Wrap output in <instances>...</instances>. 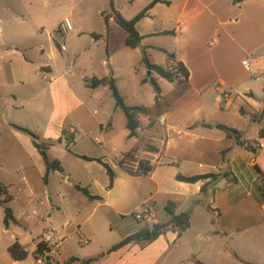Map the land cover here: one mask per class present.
<instances>
[{"label": "crops", "instance_id": "obj_1", "mask_svg": "<svg viewBox=\"0 0 264 264\" xmlns=\"http://www.w3.org/2000/svg\"><path fill=\"white\" fill-rule=\"evenodd\" d=\"M17 1L0 0V117L7 119L6 134L18 140L19 148L30 150L29 155L26 154L29 160L30 156L41 157L30 138L12 125L26 128L40 141L48 143L46 154L50 149L57 150L59 147L54 146L53 141L61 139L67 153L86 174L89 184L84 187L91 196L97 197L88 200L79 192L86 203L72 218H80L90 207L91 213L96 208H100L101 213L100 222L89 225L88 216L72 229L65 210L61 213L62 223L30 225L31 215L38 213L31 201L32 193H25L23 210L17 209V212L14 210L16 195L8 193L17 224L5 228L3 214L0 217V264H36L37 244L42 243L46 233L50 234L56 249L45 264H80L90 258H97L90 264H151L163 254V264H195V261L264 264V196L257 187L259 175L264 178V133L259 135L260 131L264 132V114L258 121L250 120V115L257 114L264 106V82L242 68L245 56L264 55V0H158L153 4V0H112L114 9L125 20L148 8L136 22L135 29L150 62L169 65L167 52L188 72L185 84L168 82L147 71L140 61L143 71L137 82L139 92L131 98L133 104L125 102L112 75L110 66L114 65V56L127 48L123 44L126 33L111 18L105 28L101 12L106 9V0H66L67 3L56 0V8L51 6L50 12L47 10L49 14L33 19L34 29L21 33L14 28L18 22L11 8ZM43 1L47 6L54 2ZM76 9L77 18L73 23L70 17ZM59 12L71 25L63 52L53 38L62 21L57 18ZM90 14L96 28L79 26V22L91 19ZM43 21L49 22L47 28ZM98 22L102 23L101 27ZM99 46L103 50L101 66L109 68L103 76L94 74L95 62L90 58V53L99 51ZM131 50L137 51L141 59L138 48ZM84 56L87 57L85 62ZM78 71H81L79 81H70L67 76L75 72L78 75ZM110 72L126 105L142 106L150 111L146 116H138L135 137H128L125 117L124 123L119 116L116 119L118 108L109 89L106 86L89 88L85 84L86 79L103 78ZM148 77L158 85L157 100ZM108 94L112 105L107 103ZM117 120L121 140L128 143L123 152L114 150ZM141 120L147 122L145 130H141L144 128ZM87 121L92 123V128L85 126ZM215 125L237 130L240 140L256 141L257 151L254 153L245 145L237 144ZM62 130L73 135L70 145L77 142L76 135L86 134V131L96 133L95 141L102 147H115V156L107 163L103 155L76 154L66 147ZM103 132L110 136L108 140H104ZM146 139L157 145L158 150H144L141 144ZM136 145H139L133 158L136 160L130 166L119 161ZM82 156L100 159L111 168L114 178L110 188L103 167L96 161L81 159ZM60 159L48 158L56 160L59 167ZM139 161L151 166V170L139 172ZM50 172L44 182L43 163L39 175L42 173L45 185ZM223 172L235 177L236 183L228 184L225 178L218 177L206 186L204 193L200 192V187L208 180L185 183L175 178ZM15 174L26 181L22 171ZM60 174L69 179L72 175L58 170ZM48 199L52 204V197L48 195ZM55 199L56 205H63L61 193H56ZM168 204H172L176 215L189 212V226L179 236L167 231L142 248L131 242L107 252L147 224L135 220L133 212L142 206L150 207L155 224L168 219L164 210ZM206 205L218 211L214 222ZM157 208L162 209L163 217L157 218ZM54 210L60 211L57 206ZM50 218L47 214V219ZM86 224L89 229L84 228ZM15 241L27 256V250L33 248V261H27V257L16 261L10 256L7 248ZM147 248H152L151 252L145 253ZM69 259L75 261L68 263Z\"/></svg>", "mask_w": 264, "mask_h": 264}, {"label": "rangeland", "instance_id": "obj_2", "mask_svg": "<svg viewBox=\"0 0 264 264\" xmlns=\"http://www.w3.org/2000/svg\"><path fill=\"white\" fill-rule=\"evenodd\" d=\"M54 2L51 4V1H48L49 5L47 6L43 0H31L28 2H23L22 0L17 1L16 3L12 5V13L17 17L16 21L18 24L14 25V28L18 30L20 33L25 32L28 29H34L35 26L32 27L33 19H36L37 17H44L45 14H49L51 10V6L56 8V0H53ZM66 1V0H65ZM67 3V1H66ZM47 10L49 12H47ZM56 10V9H54ZM77 12L78 9L75 10L74 16L70 17V21L74 23L75 19L77 18ZM91 15V14H90ZM66 16V15H64ZM67 17V16H66ZM87 22H79V26L82 28H96V21L92 18ZM59 20H63L62 14L59 12L58 17ZM57 19V20H58ZM44 27L47 28L49 26L48 21H43ZM102 23L98 22V27H101ZM89 26V27H88ZM5 32V31H4ZM69 39V34L67 36ZM68 39L66 43H68ZM90 58L95 62L94 65V74L96 76H103L107 71H109V68L107 66H101L100 60L103 55V50L99 46V51L94 50V52L90 53ZM87 61V57H83V62ZM140 56L137 51H133L128 48H124L123 53H118L114 56V65L110 66L112 71L113 77L116 79V86L121 94V96L124 98L125 102L127 104H133L132 103V96L134 93L139 92V83L138 79L140 77V73L143 71L142 67L140 66ZM81 71H78V75L76 72L74 74H70L68 79L70 81L77 82L79 81V75ZM148 72L146 71V74ZM150 86V85H148ZM107 103L108 105L113 104L112 98L107 96ZM262 103H260L261 105ZM117 116H119L121 123H124V116L122 112L117 109L116 110V119ZM6 118L1 116L0 117V183H4L5 187L8 190V193L15 194L16 195V201L14 204V210L17 212V209L23 210L24 204H25V193H32L33 197L31 201H33V205L36 208V211H38L37 215H31V220L28 221V224L33 225L36 223L38 226H44L48 222H56V223H62L64 218L61 216L62 210L66 211V218H69V221L71 222V229L75 227V223H80L88 216L89 219L87 220V224L91 225L92 223L100 222L99 217L101 213L100 208H96L93 213L91 207L85 211L80 218L73 219L72 217L74 214H76L77 210L83 209L84 206L82 204L86 203V199L79 194L76 190L73 189V185H80V186H87L89 182L86 181V174L83 170L80 169V167L77 164V160L69 155L67 151L65 150V146L63 141L62 145H58V140L56 139L53 141L54 146H58L59 148L56 149H50V151L47 152L48 158H61L60 164H61V170L62 172H70L71 177L65 178L64 174L58 175V170H52L50 172V177L48 180V184L45 185L42 181V173L39 175L40 168L43 169V162L41 158H39L38 155H35L34 157L30 156V160L27 158L26 154L29 155V149H23L19 148L17 146L18 140L8 137L6 134ZM142 125L144 126L143 129L145 130L147 122L142 121ZM90 125L89 127H87ZM85 126L87 128H92V123L86 122ZM68 126L65 125V129H67ZM88 134L87 137H84L82 134L80 136H75V140L77 141L75 145H69V149L80 155L85 156H105L106 162H111L113 159V156H115V152L113 151V148L111 145H104L103 147L100 146L96 141L95 137L96 133L89 134L88 131H86ZM104 140H108V134L106 132L102 133ZM115 138L117 141V146L114 150L116 152L118 151H126L128 148V143H126L125 140H121L123 136L121 135V131H118V120L116 121V130H115ZM27 139V136H24ZM90 139V140H89ZM29 142V140H27ZM103 142V141H102ZM48 144V143H47ZM49 146V145H48ZM29 150V151H28ZM143 157V156H141ZM136 159H127L123 157L120 158L119 161L126 162L128 164L127 166H130L129 164L135 161ZM22 171L24 173V176L26 178V181H22L19 179V175H16V172ZM79 178V179H78ZM56 193H61L64 196L63 205L66 206V209H64L63 205H56V199L55 195ZM48 195L52 197V204H50V200L48 199ZM30 201V202H31ZM79 201V202H78ZM77 203V204H76ZM8 206L11 208L10 203H8ZM57 206L60 210L59 212H56L54 210V207ZM52 207V208H51ZM50 208V209H49ZM49 209V210H48ZM205 213V212H204ZM3 214L2 206H0V217ZM47 214H50L51 218L47 219ZM90 214V215H89ZM156 216L157 218L163 217V211L161 208L156 209ZM159 221V220H157ZM84 226V228H87L88 226ZM153 221L148 222L146 225L150 227L153 225ZM89 229V228H87ZM106 232V230H105ZM39 239V238H38ZM30 242V239L28 240ZM70 243H68L69 245ZM75 245V244H74ZM73 247V244L71 245V248ZM152 248H147L145 250V253L151 252ZM28 256L27 261H33V248L30 247L28 250ZM164 254L161 256V258L155 259L156 261H151V264H163ZM185 264H187L185 262Z\"/></svg>", "mask_w": 264, "mask_h": 264}, {"label": "trees", "instance_id": "obj_3", "mask_svg": "<svg viewBox=\"0 0 264 264\" xmlns=\"http://www.w3.org/2000/svg\"><path fill=\"white\" fill-rule=\"evenodd\" d=\"M242 1V0H241ZM158 2V0H153L152 4ZM106 9L101 12V17L104 23L105 28L107 27V21L109 18H111L125 33L126 36L124 38V46L127 48L135 49L138 48L141 55V63L144 66V68L147 71L155 73L158 77L168 81V82H176V83H183L185 84L187 82L188 78V72L184 65L178 61L175 60L174 55L170 53H166V56L168 60L170 61L169 65L161 66L156 65L150 62L146 52L145 48L140 45L141 37L138 35L135 24L136 22L144 16L145 11L148 9H144L143 11L136 14L133 18L130 20H125L121 17V15L114 9L113 1L112 0H106ZM151 4V5H152ZM150 6V5H149ZM148 6V7H149ZM92 36H95L92 34ZM148 82L152 86V89L155 93V100H157L159 96V88L156 84L155 80L151 77H148ZM85 84L89 88H96L99 86H106L111 94V97L114 100V105L116 108L120 109L125 117V127L128 131V137L132 138L136 136V130L139 128V121L138 116L139 115H148L149 110L142 107V106H128L124 103V100L118 93L115 81L111 75V72L108 74V76L103 78H95L91 77L90 79L85 80ZM241 112V110H240ZM264 114V106L262 107L261 111L257 114L250 115V120H259ZM12 127L25 135H27L33 147L36 149L38 154L40 155L44 166H45V173L43 176V181L45 182L47 180V174L49 171L52 170H59L61 171L59 164L56 160L49 161L47 158L46 150L48 149V144L40 141L38 137L33 134L30 130L18 126L12 125ZM215 128L223 131L228 137L233 138L235 142L239 145H245L249 150L252 152H256L258 149V145H256V141H245L240 140V133L235 130L228 128L224 125H215ZM264 132L260 131L259 135L261 136ZM62 136L65 137V143L66 147L70 145V143L73 142V135L67 133L66 131L62 130ZM60 141V139L58 140ZM142 148L144 150L149 151H157L158 146L154 145L151 141L146 139L143 144H141ZM255 145V147H254ZM139 149V145H136L131 151L126 153L124 155L127 159H133L135 156V151ZM224 154V152H222ZM83 160L87 161H96L98 162L104 169L107 177H108V188L112 185V180L114 178V173L112 172L111 168L106 164L100 161V159H92L88 157H80ZM138 170L141 173H148L151 170V166L146 165L142 161L138 162ZM218 177H223L226 179L228 184H234L236 183V178L233 177L229 172H223L221 174H205V175H197V176H191V177H184L177 175L175 178L178 181H182L185 183H196L198 181L208 180L207 183H204L200 187V192L204 193L205 188L207 185L213 183ZM260 183L258 182L257 187L261 191L262 195L264 196V178L262 175H259ZM73 188L80 192L83 196H85L88 200L96 199L97 197L91 196L87 189L85 187H81L79 185H73ZM11 200V196L7 192V188L0 183V206H2L3 210V226L7 228L9 224H17V221L13 217L12 211L10 207L8 206V203ZM207 211L212 215V221L214 222L218 216V211L211 209L208 205L205 206ZM164 210L168 216V219L166 221L162 222H156L155 224L148 227L146 224L142 227L141 230L138 232L131 234L121 241H119L117 244L111 246L107 252H112L128 243H135L139 247H144L154 241L159 236L163 235L167 231H173L176 232L177 236H179L182 232H184L188 226H189V212H184L180 214H174V208L172 207V204H168L164 207ZM43 249V244L38 243L37 244V251H40ZM8 253L10 256L16 260H23L27 257V252L24 250V248L15 241L7 248ZM97 260V258H90L83 261H80V264H90L91 262ZM75 259H69L68 263L74 262ZM195 264H202L199 261H195Z\"/></svg>", "mask_w": 264, "mask_h": 264}, {"label": "built area", "instance_id": "obj_4", "mask_svg": "<svg viewBox=\"0 0 264 264\" xmlns=\"http://www.w3.org/2000/svg\"><path fill=\"white\" fill-rule=\"evenodd\" d=\"M71 30L70 22L67 18H64L53 33V38L57 44L59 51H65V39L67 34ZM243 70L251 76H256L264 82V55L258 57L247 55L242 60ZM159 123H162V119H159ZM132 217L137 221L151 222L154 219L152 209L148 206H142L138 210L132 213ZM43 249L37 251L34 256V262L36 264H45L49 261L50 256L55 253L56 245L51 242L50 234L46 233L42 236ZM41 243V244H42Z\"/></svg>", "mask_w": 264, "mask_h": 264}, {"label": "water", "instance_id": "obj_5", "mask_svg": "<svg viewBox=\"0 0 264 264\" xmlns=\"http://www.w3.org/2000/svg\"><path fill=\"white\" fill-rule=\"evenodd\" d=\"M149 73V72H148Z\"/></svg>", "mask_w": 264, "mask_h": 264}]
</instances>
